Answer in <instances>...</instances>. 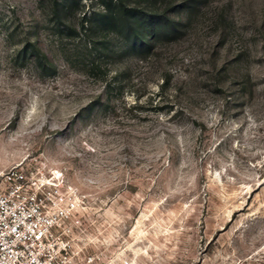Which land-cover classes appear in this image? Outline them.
<instances>
[{
  "label": "rangeland",
  "instance_id": "rangeland-1",
  "mask_svg": "<svg viewBox=\"0 0 264 264\" xmlns=\"http://www.w3.org/2000/svg\"><path fill=\"white\" fill-rule=\"evenodd\" d=\"M53 1L0 0V170L107 200L133 264H264V0H160L177 26L143 49L110 34L101 69L75 27L97 0Z\"/></svg>",
  "mask_w": 264,
  "mask_h": 264
},
{
  "label": "built area",
  "instance_id": "built-area-1",
  "mask_svg": "<svg viewBox=\"0 0 264 264\" xmlns=\"http://www.w3.org/2000/svg\"><path fill=\"white\" fill-rule=\"evenodd\" d=\"M96 194L63 171L0 170V264H133L134 224L124 234L127 221Z\"/></svg>",
  "mask_w": 264,
  "mask_h": 264
},
{
  "label": "trees",
  "instance_id": "trees-1",
  "mask_svg": "<svg viewBox=\"0 0 264 264\" xmlns=\"http://www.w3.org/2000/svg\"><path fill=\"white\" fill-rule=\"evenodd\" d=\"M141 1L137 0L131 4L126 0H97L98 6L92 10H84L75 27L85 32L86 47L95 49L97 59L91 61V69L103 67V58L109 56L113 46L110 38L112 33L119 37L121 48H149L159 38L160 31L170 20L166 18L165 13L160 12V0H147L145 7L141 6ZM53 7L55 13L63 17L69 16L71 11L69 0H54ZM170 22L171 27L177 26L175 21ZM57 27L59 32L69 28L60 24ZM30 54L40 63H43L41 58L46 56L35 43ZM42 68L53 69L54 66L49 63L42 65Z\"/></svg>",
  "mask_w": 264,
  "mask_h": 264
}]
</instances>
